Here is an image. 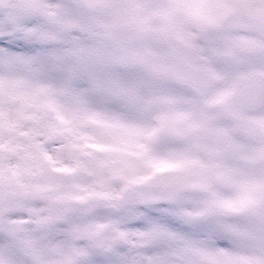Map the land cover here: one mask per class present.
Masks as SVG:
<instances>
[{
  "label": "snow or ice",
  "instance_id": "obj_1",
  "mask_svg": "<svg viewBox=\"0 0 264 264\" xmlns=\"http://www.w3.org/2000/svg\"><path fill=\"white\" fill-rule=\"evenodd\" d=\"M0 264H264V0H0Z\"/></svg>",
  "mask_w": 264,
  "mask_h": 264
}]
</instances>
